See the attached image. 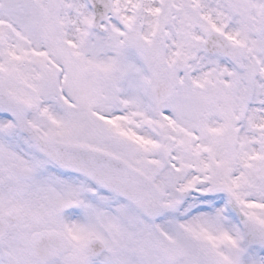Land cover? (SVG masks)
<instances>
[{"label": "snow or ice", "instance_id": "6c2138e0", "mask_svg": "<svg viewBox=\"0 0 264 264\" xmlns=\"http://www.w3.org/2000/svg\"><path fill=\"white\" fill-rule=\"evenodd\" d=\"M0 264H264V0H0Z\"/></svg>", "mask_w": 264, "mask_h": 264}]
</instances>
